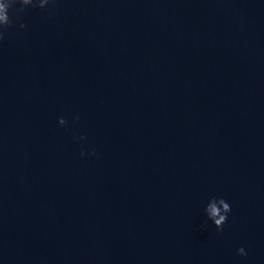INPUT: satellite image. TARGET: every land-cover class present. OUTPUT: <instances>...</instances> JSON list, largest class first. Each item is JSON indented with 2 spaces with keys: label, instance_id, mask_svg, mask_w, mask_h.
Wrapping results in <instances>:
<instances>
[{
  "label": "water",
  "instance_id": "1",
  "mask_svg": "<svg viewBox=\"0 0 264 264\" xmlns=\"http://www.w3.org/2000/svg\"><path fill=\"white\" fill-rule=\"evenodd\" d=\"M67 3L92 264H264V0Z\"/></svg>",
  "mask_w": 264,
  "mask_h": 264
},
{
  "label": "clouds",
  "instance_id": "2",
  "mask_svg": "<svg viewBox=\"0 0 264 264\" xmlns=\"http://www.w3.org/2000/svg\"><path fill=\"white\" fill-rule=\"evenodd\" d=\"M54 0H0V39H3L7 29L11 28L14 24L13 17H10L9 11H14V17L16 20H19L21 14H23L26 10V7H39L44 9L50 3H53ZM15 5H19L18 8L14 7ZM25 24L20 22L19 28L23 29ZM74 119L78 120L79 117H74ZM58 123L60 125L67 124V120L64 117L58 118ZM75 138V137H74ZM78 139L83 140L84 136L81 135ZM96 149L93 147L91 151V155H95ZM85 154L84 150L81 149L80 155L83 156ZM207 218L213 222L216 229L218 231H223V225L227 221V216L231 212V206L229 203L225 201L223 198L217 199L215 196L210 198L208 204L204 209ZM237 253L240 256L247 255L244 247L237 248Z\"/></svg>",
  "mask_w": 264,
  "mask_h": 264
}]
</instances>
